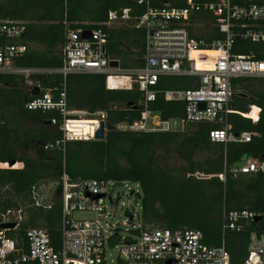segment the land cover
<instances>
[{"label": "trees", "instance_id": "trees-1", "mask_svg": "<svg viewBox=\"0 0 264 264\" xmlns=\"http://www.w3.org/2000/svg\"><path fill=\"white\" fill-rule=\"evenodd\" d=\"M260 3L264 4V0ZM231 4L244 6L245 0H231ZM150 6L180 9L186 6V0H150ZM124 9L134 17L145 12L136 0H0V23L24 24L19 37H0V45L26 47V52L13 62L16 68L56 70L62 66L68 29H102L108 35L105 57L117 61L121 70L140 69L145 65V30L127 25L105 26L110 12ZM190 23L203 25L187 28L197 41L210 45L225 39L209 15L193 14ZM254 24L233 21L231 58L264 60V43L245 37L246 30ZM230 85L233 113L227 123L234 135L251 134L248 143H212L208 133L219 126L210 123L190 124L183 131L165 133L119 129L139 120L140 111L127 104L141 107L142 95L135 85L129 90L107 89L103 75L73 73L63 78L58 73H40L25 78L0 74V163L22 164L21 169L12 168L14 165L0 168V214L20 211L22 215L18 228L7 235L26 251V231L41 229L48 234L54 250H60L62 201L58 190L65 174L72 183L96 180L139 185L140 227L131 230L127 238L112 236L111 247L132 242L148 230H195L202 233L207 247L223 245L230 264H243L251 234L264 235V169L251 174H233L231 170L248 160L264 165V78H235ZM191 87H196L193 79L162 76L155 89L161 93ZM35 89L40 95L48 92L55 102L64 92L68 111L90 115L104 112L106 123L113 129L106 131L103 141L56 145L63 139L62 116L54 110L25 108L34 98ZM250 107L260 109L256 122L243 117ZM150 108L163 120L184 115V103L166 102L161 95ZM53 119L56 125L50 124ZM75 126L87 132V124ZM218 175H223V180ZM44 184L55 185L53 197L47 201L50 208L36 206L33 200L32 189ZM240 211L253 213L255 218L243 222L239 233L225 230L227 214ZM116 264L127 263L117 259Z\"/></svg>", "mask_w": 264, "mask_h": 264}, {"label": "built area", "instance_id": "built-area-1", "mask_svg": "<svg viewBox=\"0 0 264 264\" xmlns=\"http://www.w3.org/2000/svg\"><path fill=\"white\" fill-rule=\"evenodd\" d=\"M261 0H245L244 6L232 5L231 0H186L184 8H152L150 0H136L137 5L144 7L145 12L140 17L130 15L128 9L120 12H110L106 27L127 25L136 29H144L145 65L140 69H112L105 57L104 46L107 32L102 29L91 31L90 39L81 38L82 30H70L65 33L62 66L56 70H40L16 68L13 62L26 52L24 46L0 45V74L19 75L28 78L40 73H58L65 78L73 73H94L106 78V88L119 87L131 89L134 85L142 95L139 120L131 125H125V130L133 132H175L183 131L190 124L210 123L218 128L209 131L208 137L212 143L227 144L229 142L248 143L252 135L242 133L234 135L227 123V118L233 111L230 109L232 90L230 82L235 78H264V60L256 61L250 57H230L233 43L231 27L233 21H252L253 27L245 32V37L255 43H264V4ZM204 13L214 19V25L225 35L224 41H216L210 45L191 37L188 27L191 16ZM24 31V24L5 21L0 23V37L17 38ZM203 53V54H201ZM196 60L202 64H210L211 69L198 68ZM162 76H180L193 79L196 87L186 90H166L161 93L155 87ZM124 81V84L122 83ZM124 85V86H123ZM161 95L166 102L184 103L182 118L163 120L154 113L150 105ZM203 105V107H200ZM29 111H57L62 116L63 139L56 145L66 141L94 140V134L101 122H106V114L97 112L68 111L65 104V93L59 94V100L53 101L45 92L34 97L25 105ZM256 112V116L252 114ZM260 109L250 107L243 117L252 122L258 120ZM79 118L77 120L76 118ZM89 117V134L79 136L71 132L72 122L82 121ZM56 120L50 121L56 125ZM0 168H8L1 164ZM12 168L21 169L22 164ZM264 165L248 160L238 168H233V174H251ZM199 177V175H196ZM202 178V177H199ZM223 180V175H218ZM112 182L96 180H81L70 182L63 174L60 182V197L62 201V233L60 250L56 251L50 244L48 234L41 229L26 231V251L18 248L7 232L16 230L22 221L20 211H7L0 214L1 224H14L13 229H0V264H108L113 247L109 240L118 234L111 224V206L117 202L111 197ZM131 194L138 195L139 185ZM44 186L32 189L36 206L50 208L42 194ZM75 212H87L94 215L89 221H76ZM134 218V217H133ZM253 213L248 211L231 212L227 214L224 229L239 233L242 223L252 221ZM140 226L137 225L136 228ZM118 259L127 264H230V257L224 246L207 247L203 244V235L199 231L186 230H148L135 237L132 242L120 243ZM112 262V261H111ZM243 264H264V235L251 234L248 256Z\"/></svg>", "mask_w": 264, "mask_h": 264}, {"label": "rangeland", "instance_id": "rangeland-1", "mask_svg": "<svg viewBox=\"0 0 264 264\" xmlns=\"http://www.w3.org/2000/svg\"><path fill=\"white\" fill-rule=\"evenodd\" d=\"M116 26H122L116 24ZM192 28H203V25L196 24L193 25ZM124 84V81L122 82ZM124 86V85H123ZM79 120V118H76ZM89 117H82L81 120H89ZM119 129H124L125 126L121 125L118 127ZM44 188L41 191L44 200L48 201L53 197L55 191V185L53 184H44ZM135 189L134 183H122L116 186L114 183L111 187V197L117 202L111 206L112 210V219L111 224L116 227V231L122 238L130 237L131 230L135 229L133 227L140 226L139 217L141 213V203L136 195L131 194V191ZM139 194H141L140 188H138ZM127 213L133 215V221H129L127 217ZM94 218V215L87 212H75L74 219L76 221H89ZM119 245L112 248V250L108 251L110 257L108 258V264H116L118 259V247ZM112 261V262H111Z\"/></svg>", "mask_w": 264, "mask_h": 264}, {"label": "water", "instance_id": "water-1", "mask_svg": "<svg viewBox=\"0 0 264 264\" xmlns=\"http://www.w3.org/2000/svg\"><path fill=\"white\" fill-rule=\"evenodd\" d=\"M90 34L91 32H84L81 36V38L83 40H88L90 39ZM109 66L110 68L112 69H117L118 68V62L117 61H110L109 62ZM36 90V93L33 94L32 93V96L36 97L39 95V89H35ZM128 107H133L134 110L138 111V106H134L132 102L128 103L127 104ZM200 107H203V105H201ZM110 129H113V127H111L108 123L106 122H101L99 124V128L98 130L95 132L94 134V140L96 141H103L105 139V133L106 131L110 130ZM14 165V162L8 164V166H13ZM199 177H203L201 175H199ZM116 186L120 185L119 183L118 184H115ZM60 190H58L59 192ZM127 217L129 219V221H133V215H130L127 213ZM259 220V218H256V221ZM15 227L14 224H1L0 225V229H5V230H10V229H13ZM164 264H172L171 261H167L165 262Z\"/></svg>", "mask_w": 264, "mask_h": 264}, {"label": "bare ground", "instance_id": "bare-ground-1", "mask_svg": "<svg viewBox=\"0 0 264 264\" xmlns=\"http://www.w3.org/2000/svg\"><path fill=\"white\" fill-rule=\"evenodd\" d=\"M201 54H203V53H201ZM196 66L198 67V68H203V69H211L212 68V66L210 65V64H202L199 60H196ZM111 89H121V88H119V87H111ZM79 123H84V124H87V127H88V129H87V132L85 133L84 131H83V129L82 130H76V129H78V128H76V124H79ZM92 123L91 122H89V120H82V121H75V122H72V126H70L69 128H70V130H71V132H74V133H76L77 135H79V136H84V135H87V134H89V131H90V128H89V126L91 125Z\"/></svg>", "mask_w": 264, "mask_h": 264}, {"label": "crops", "instance_id": "crops-1", "mask_svg": "<svg viewBox=\"0 0 264 264\" xmlns=\"http://www.w3.org/2000/svg\"><path fill=\"white\" fill-rule=\"evenodd\" d=\"M252 116L255 117V116H256V112H254V113L252 114Z\"/></svg>", "mask_w": 264, "mask_h": 264}]
</instances>
